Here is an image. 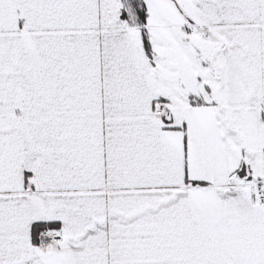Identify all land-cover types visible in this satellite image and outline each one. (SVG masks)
<instances>
[{
  "label": "snow or ice",
  "instance_id": "snow-or-ice-1",
  "mask_svg": "<svg viewBox=\"0 0 264 264\" xmlns=\"http://www.w3.org/2000/svg\"><path fill=\"white\" fill-rule=\"evenodd\" d=\"M0 264H264V0H0Z\"/></svg>",
  "mask_w": 264,
  "mask_h": 264
}]
</instances>
